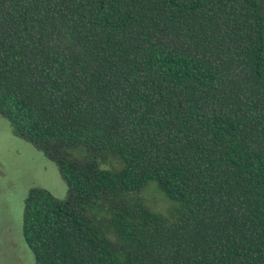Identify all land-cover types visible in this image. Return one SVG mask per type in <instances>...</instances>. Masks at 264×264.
Returning a JSON list of instances; mask_svg holds the SVG:
<instances>
[{
    "label": "trees",
    "instance_id": "1",
    "mask_svg": "<svg viewBox=\"0 0 264 264\" xmlns=\"http://www.w3.org/2000/svg\"><path fill=\"white\" fill-rule=\"evenodd\" d=\"M0 116L35 264H264V0H0Z\"/></svg>",
    "mask_w": 264,
    "mask_h": 264
},
{
    "label": "rangeland",
    "instance_id": "2",
    "mask_svg": "<svg viewBox=\"0 0 264 264\" xmlns=\"http://www.w3.org/2000/svg\"><path fill=\"white\" fill-rule=\"evenodd\" d=\"M35 186L49 190L58 198H64L67 193L56 164L14 136L10 123L0 116V264H35V256L22 234L24 199ZM143 194L153 210L174 214L175 203L155 185L149 184Z\"/></svg>",
    "mask_w": 264,
    "mask_h": 264
}]
</instances>
